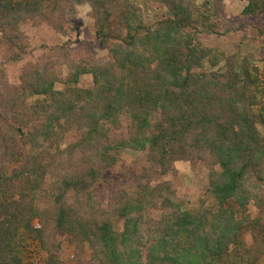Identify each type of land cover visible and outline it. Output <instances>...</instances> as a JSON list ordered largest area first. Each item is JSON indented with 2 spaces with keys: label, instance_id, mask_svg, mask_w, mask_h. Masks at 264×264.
Here are the masks:
<instances>
[{
  "label": "trees",
  "instance_id": "obj_1",
  "mask_svg": "<svg viewBox=\"0 0 264 264\" xmlns=\"http://www.w3.org/2000/svg\"><path fill=\"white\" fill-rule=\"evenodd\" d=\"M145 1L165 16L147 25L134 0H0V264H21L24 238L43 264H84V246L95 264H246L245 226L253 260L264 255V223L246 212H264V57L236 62L204 44L222 36L210 2ZM245 1L243 17L264 14V0ZM83 5L102 59L35 46L22 31L63 32ZM126 150L144 153L135 180L106 189ZM180 161L208 171L190 210L170 182L151 186ZM63 239L76 259L60 260Z\"/></svg>",
  "mask_w": 264,
  "mask_h": 264
},
{
  "label": "rangeland",
  "instance_id": "obj_2",
  "mask_svg": "<svg viewBox=\"0 0 264 264\" xmlns=\"http://www.w3.org/2000/svg\"><path fill=\"white\" fill-rule=\"evenodd\" d=\"M144 13V20L147 25L153 24L165 16L166 11L156 5L148 4L145 0H134ZM210 2L216 9V14L222 24V36H206L204 44L211 49H215L225 58L236 56L237 61L248 59L255 62L256 65L262 66L260 59L264 57V14L252 18H246L241 15L246 6L245 0H198V3ZM90 8L86 5L77 8V14L71 20V25L66 27L63 32H59L47 25L28 24L22 28V31L29 37L30 42L35 46L44 45L47 48L61 47L69 54L70 57L90 56L93 59H102L106 52L100 45L95 36L93 21L89 17ZM7 48L0 45V59L5 54ZM6 57V56H5ZM223 64V63H222ZM206 65V64H205ZM8 77L11 83H19V70L16 64H9ZM207 66V65H206ZM205 66V67H206ZM55 71L61 75H67L65 66L56 67ZM79 86L90 89L92 87L91 78L88 75L81 76ZM56 89L63 90V85L56 86ZM260 134L264 137V128L258 127ZM72 138L67 139L69 143ZM144 153H137L126 150L122 152L121 163L116 173H107L104 176L106 183L111 186L106 189H116L129 184L135 180L134 168L143 163ZM175 174L165 177H157L151 183L154 186L161 182H170L175 192V197L182 204V210H190L198 206L199 200L204 197L207 187L208 171L198 162H176L174 163ZM232 208L236 211L235 205ZM246 212L251 219L260 217L261 223H264V212L259 211L253 203L246 207ZM160 211L154 212L158 216ZM236 218H240L237 213ZM121 229L122 222L118 223ZM240 238L247 244L249 249V258L246 264H264V255L257 261H254L253 239L248 226H245L240 233ZM60 260L69 261L75 257L74 246L68 244L63 239L60 248ZM21 264H43L46 257L45 253L40 250L39 244L24 238V243L20 251ZM76 259V257H75ZM84 264H95L91 260L90 250L84 246V251L79 257ZM69 264H76L70 261Z\"/></svg>",
  "mask_w": 264,
  "mask_h": 264
}]
</instances>
